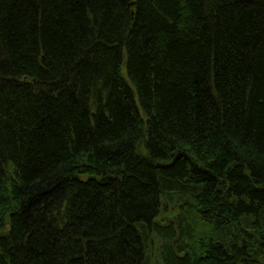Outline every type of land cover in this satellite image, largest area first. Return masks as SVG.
Masks as SVG:
<instances>
[{"label": "trees", "instance_id": "16d2710c", "mask_svg": "<svg viewBox=\"0 0 264 264\" xmlns=\"http://www.w3.org/2000/svg\"><path fill=\"white\" fill-rule=\"evenodd\" d=\"M0 264H264V0H0Z\"/></svg>", "mask_w": 264, "mask_h": 264}]
</instances>
